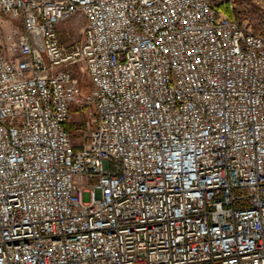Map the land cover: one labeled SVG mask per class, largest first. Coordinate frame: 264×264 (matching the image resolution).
<instances>
[{
    "label": "built area",
    "instance_id": "2783aa9c",
    "mask_svg": "<svg viewBox=\"0 0 264 264\" xmlns=\"http://www.w3.org/2000/svg\"><path fill=\"white\" fill-rule=\"evenodd\" d=\"M0 12V264H264V35L212 0Z\"/></svg>",
    "mask_w": 264,
    "mask_h": 264
},
{
    "label": "rangeland",
    "instance_id": "374dc122",
    "mask_svg": "<svg viewBox=\"0 0 264 264\" xmlns=\"http://www.w3.org/2000/svg\"><path fill=\"white\" fill-rule=\"evenodd\" d=\"M217 3H220V6H218L219 7L218 10L221 13H225L227 15L230 13L232 8H234L235 6V3L233 0H217ZM241 24L247 27L246 23H241ZM84 25H85V18L82 14H78L68 20L60 22L57 28H58L61 40L64 43L80 41L83 37V29H84L83 26ZM21 29H22V24L20 20L13 19L9 15L0 12V43L4 45L7 44L11 36L14 35L15 32H20ZM71 68L73 71H78V70L80 71L79 65L73 66ZM79 78L82 81V83L86 86H89V84L91 83L88 74L84 71H80ZM73 118H74V121L72 122H75V123L78 121L79 118L83 120L86 119L85 115L80 114V113L79 114L75 113ZM73 128L74 127H72V130H73L72 138L77 139L76 137H78V134ZM83 197L85 201H88L90 199V193L84 192Z\"/></svg>",
    "mask_w": 264,
    "mask_h": 264
},
{
    "label": "trees",
    "instance_id": "16d2710c",
    "mask_svg": "<svg viewBox=\"0 0 264 264\" xmlns=\"http://www.w3.org/2000/svg\"><path fill=\"white\" fill-rule=\"evenodd\" d=\"M234 8L228 14L239 23H246L253 32L264 35V0H233ZM214 7L218 9L220 3L212 0ZM71 124L70 127H75Z\"/></svg>",
    "mask_w": 264,
    "mask_h": 264
}]
</instances>
